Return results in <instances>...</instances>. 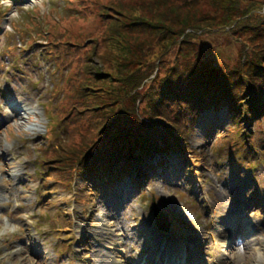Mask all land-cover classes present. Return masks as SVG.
Here are the masks:
<instances>
[{
	"label": "rangeland",
	"instance_id": "374dc122",
	"mask_svg": "<svg viewBox=\"0 0 264 264\" xmlns=\"http://www.w3.org/2000/svg\"><path fill=\"white\" fill-rule=\"evenodd\" d=\"M151 1L159 2L157 6H178L180 11V6H197L200 12L196 11L195 17H204L206 24L201 23L199 30H190L194 34L188 41L183 39L188 31L179 36L180 27L165 17H161L160 23L169 20L166 23L169 26H159L156 31L154 22L158 14ZM169 1L36 0L46 6L42 14L32 10L33 0H13V8L20 10V17L13 33L0 27V95L14 106L20 105L18 96L29 103L39 101L47 117L46 131L25 142L31 145L27 149L31 159L23 164H10L13 158L5 154L7 160H3L20 173V180L12 188L24 197V206L17 208L16 213L28 212L33 221L21 220L23 236L14 242L22 246L15 254L22 258L20 264H100L97 258L109 259V264H120L125 248L131 251L129 248L133 245L136 247L131 251L133 263H149L148 258L141 256L144 251L152 252L153 248L132 230L135 226H142L140 234L143 232L153 245L157 243L159 253L168 250V241L174 245L175 240L182 241L185 236L189 239L185 243L194 255L193 262L187 264H230L233 245L221 249V240L213 239L218 230L221 234L222 230L230 233L235 226L239 232L237 241L242 240L244 234L250 238L264 231V206L261 207L264 205L261 180L264 116L253 121L242 120L243 117L239 123L248 148L252 135L251 143L259 142L263 146L245 159L235 147L233 134L239 132L238 127L234 125L230 109L222 106L218 110L205 109L193 121V126L184 128L186 137H183L185 144L181 152L163 156H157L158 153L148 159L144 164L147 176L143 178L133 171L126 173L120 182L109 181L107 177L95 181L85 175L81 177L80 172L72 168L71 152L75 144L66 147L68 153H61L62 156L67 153L68 161L60 166L56 164V170L52 160L41 163L40 153L43 160L48 158L44 150L52 140L66 138L58 122L67 96L63 86L73 73L81 74L80 78L76 74V82L81 85L87 82L93 88L88 93L86 110L90 123L83 117L84 113H74L71 121L80 125L85 133L87 129L93 133L103 129L105 103L118 98L113 91L120 93L125 89V76L134 71L143 72L145 79L128 98H119L116 102L129 106L131 98L139 97L137 94L152 92L158 98H175L177 93L171 91L193 87L191 64L198 62L199 67L202 61L207 67H213V71L219 70L215 71L217 73L231 72L237 76L249 75L255 65L256 70L250 73L254 77L260 72L261 79L254 77L253 86L264 81V2L260 6H226L221 14L211 6V0H185L177 4ZM137 2H147V6H137ZM238 9L241 12L234 13ZM136 18L149 24L134 25ZM5 19L11 22L9 13L0 11V21ZM46 40L59 41V51L70 53L67 57L61 55V62L70 63L74 57L83 56L84 59L77 61L78 70L64 69L53 54L46 55ZM65 42L74 43L70 48H76L73 49L75 54L67 50L69 44ZM127 44L125 48L129 52L124 48ZM137 47L145 52L133 53ZM95 71L100 75L96 76ZM231 80L221 82L235 87L238 92L246 88V83L239 86ZM110 92L112 97L109 98L107 93ZM70 94H73L72 89ZM135 104L138 110L147 108L141 99H136ZM19 109L23 111L24 106ZM52 112L56 116H52ZM2 123L4 120L0 118ZM49 129L52 134L47 138ZM74 130L70 131L67 143L68 140L72 143ZM25 143L17 149L18 155L25 151ZM248 162L251 164L247 165ZM152 199L167 218V232L155 225L150 208ZM108 201L111 204L105 206L103 202ZM226 206H229L228 212L219 229L216 224L221 218L220 210ZM254 211L258 213L255 219L251 216ZM113 222L127 232L124 239L121 232L112 233L113 229L106 226ZM149 227H153L154 232L146 230ZM85 237H90V252H85ZM191 237L201 242L197 248L192 247ZM120 242L125 247L116 245ZM220 250H224V254Z\"/></svg>",
	"mask_w": 264,
	"mask_h": 264
},
{
	"label": "trees",
	"instance_id": "16d2710c",
	"mask_svg": "<svg viewBox=\"0 0 264 264\" xmlns=\"http://www.w3.org/2000/svg\"><path fill=\"white\" fill-rule=\"evenodd\" d=\"M169 2L177 4L179 2L185 3V0H170ZM262 2L264 0H211V6H214L216 11H220L222 14L223 11L221 10L226 6L237 7L242 6V4H245V6H260L259 4H262ZM150 4L156 7L155 9L158 14V21L155 19L154 22L156 31L159 26H169L166 23H169L171 19L180 27L179 36L184 35L186 30L188 31L184 35L186 37H183V39L188 41L190 38H193L192 34H194L190 33V30H199L202 27L200 25L201 23L204 26L206 24L203 15H201L203 18L195 17L197 15L196 11L200 12L197 6H180V11L176 8L178 6H157L155 4L160 3H154V1H151ZM137 6H147V2L143 4L137 2ZM238 12H241V9H238L234 13ZM161 17L169 20L166 23H160L162 21ZM138 24L144 25L149 23L141 18H136L134 25ZM237 26L242 27L239 23H237ZM67 43L69 44L67 50H72V53L75 54L73 49L76 50V48H70V44L74 43L65 42L64 44ZM58 45L59 41L55 42L51 40L45 42L46 55L48 53L49 55L53 54L59 62V65L64 69L72 68L74 71L78 70L77 61L84 59V57L81 55L76 56L70 63L61 62V55L67 57L70 53L64 50L59 51ZM127 46L128 44L124 48ZM135 50L136 52L133 53L145 52L141 47H137ZM125 51L129 52L127 48H125ZM128 55L129 53L125 57ZM140 63H142V60ZM198 64V62L195 64L192 63L190 68V71L193 72V76L190 75V81H194L193 89L186 90L180 88L178 91H171L177 93L174 94L175 98H158L154 92L150 95H146L147 93L143 95L137 94L139 97L131 98L132 102H130L129 106L123 102L116 101L119 98H128L133 90L139 88L145 76L140 71H134L126 75L124 81L126 88H122L120 93L113 91V95L118 98L110 99L111 102L105 103L103 129L97 133L91 132L90 129H87L85 133L80 125L75 123L71 124V121L74 120L72 119L74 113H84L83 117H87L90 123V118L86 110H88L87 107L89 105L87 103L89 99L88 93L93 89L88 86L89 84L87 82L84 85L76 82V74L79 75V78L81 74L80 72L73 73L70 78L68 77L66 79L63 86L67 96L62 102V121L59 120L60 127L63 133L66 134V138H55L54 143L51 144V148L44 151L47 153L48 158L42 160V164H47L49 160H52V165H55L54 169L56 170V164L59 165L60 163H66L68 161L65 155L68 153L69 148L66 147L75 144L72 146L71 152L74 157L72 168H74V172L79 171L81 177L85 175L89 179H102V177L109 176L117 178L124 176L126 173L132 171L133 168L141 166L140 169L144 173L145 162L155 154L162 152L172 154L181 152L185 144L183 137H186L184 128L190 126L205 109L213 108L218 110L222 106H227L230 109L231 117L234 118V125L238 127L239 132H234L233 136L235 137V147L239 151L240 156L244 159L249 158L251 154H255V152L263 149V146L259 142L255 144L251 143L253 135L249 136L248 148L246 139L242 135L243 131H241L239 125L243 117L244 119L242 120L253 121L264 116V81L261 84H257V87L253 86L254 82H252V79L255 80L254 77L261 79V74L257 72L252 77L250 73L251 70H256V66L250 63L253 66L248 72L249 75L237 76L236 73L233 74L231 72L220 71L217 73L215 71L219 70L213 71V67L212 69L207 67L208 65L203 61L199 67ZM95 72L96 76L100 75L97 71ZM188 79L187 77V82L189 81ZM229 79H233L231 82H236L239 86L241 83H246V88L244 90L239 89L238 92L235 87L229 84L223 85L224 83L221 82ZM83 80L85 81L84 78ZM71 89L73 94H70ZM107 94L109 98L112 97V92ZM136 99H141V101L145 102L147 108L138 110L135 104ZM83 120L85 122V119ZM81 124L84 123L81 122ZM72 128L75 130L73 141L70 144L69 140L67 143V137H71L70 131ZM171 131L175 135L172 136ZM89 135H91V138ZM246 149L248 150L246 151ZM65 152L67 153L62 156L61 153ZM68 173H63V175L65 174L68 177Z\"/></svg>",
	"mask_w": 264,
	"mask_h": 264
},
{
	"label": "clouds",
	"instance_id": "9594fccd",
	"mask_svg": "<svg viewBox=\"0 0 264 264\" xmlns=\"http://www.w3.org/2000/svg\"><path fill=\"white\" fill-rule=\"evenodd\" d=\"M33 2L35 7L32 10H39L42 14L46 12L43 3H36V0ZM0 11L9 13L11 20V22L7 19L0 21V27L13 33L20 17V10L13 8V0H0ZM18 99L23 102L22 97L18 96ZM0 118L4 120V123L0 124V157L8 154L13 158L10 164H23L32 158L27 151L31 145L25 142L46 131L47 117L40 108L39 101L25 103L24 110L17 115L12 106L0 95ZM21 143H25V151L18 155L17 149ZM17 175L19 174L0 159V190L7 189L0 191V264H20L22 258L15 254L22 246L14 242L23 236L24 224L21 220L33 223L28 212L23 215L16 213L17 208L24 206V197L12 188L16 183L12 177ZM251 216L255 219L258 213L254 211ZM222 232L226 246L228 233L224 230ZM230 256L232 264H264V231L247 240L235 242Z\"/></svg>",
	"mask_w": 264,
	"mask_h": 264
},
{
	"label": "bare ground",
	"instance_id": "6f19581e",
	"mask_svg": "<svg viewBox=\"0 0 264 264\" xmlns=\"http://www.w3.org/2000/svg\"><path fill=\"white\" fill-rule=\"evenodd\" d=\"M22 98H23V102H21V100L18 99L20 101V105L18 104L19 106H24L25 103H29V102H27V99L26 98H24V97H22ZM11 106H12V108L14 107L13 108L14 112L17 115H19V113H20L19 106H16V105L15 106L14 105H11ZM0 159H2V160L5 161V160H7V156L4 155V156L0 157ZM13 171L16 172V173L19 172L15 168L13 169ZM18 174L19 175L15 176V177H12V179L15 180V181H17V182L20 180V173H18ZM261 180L264 183V173H263V176H262ZM263 196H264V193H263ZM103 203H104L105 206H107V203L111 204V202H109V201L108 202H103ZM94 206H96V205H94ZM94 206H92V207H94ZM263 206L264 205L261 204L262 209H263ZM261 207H260V210H261ZM228 208H229V206H226V207H224V208H222L220 210L221 218H220L219 222L216 224V226L219 229H220V227L222 225L223 218L227 215ZM141 223H143V222H141ZM106 226L108 228L113 229L112 230V233H114V232H121L123 239L127 235L126 234L127 232H125L121 227H119V225L116 222H113L111 224L109 223ZM140 228H142V226H135L132 230H134L135 233L138 234L139 237L142 236V238L145 241V243H147L148 245H150L153 248L151 250L152 252H146V251H144L142 253V256L141 257H143V258L146 257V258L149 259V261H153V260L156 259V256L157 257L159 256L158 255V253H159L158 244L154 242V245H153V243L143 234V232L141 233L142 234L141 235L140 234ZM146 230H148L150 232H154L155 229L153 227H149V229H146ZM112 233L110 232L109 234L113 236ZM238 235H239L238 229L235 228V226H234L232 228L231 232L228 234V237L230 238V243H232L231 245H234V243L237 242V236ZM222 236L224 237L223 233L221 234L220 231L218 230L214 234L213 239H214L215 242H217V241H219L221 239ZM243 236L244 237H243L242 240H247L249 238L246 234H244ZM85 238L87 240L86 241L85 252H90V250L92 249L91 245L88 242V239L90 237H85ZM191 240H192V243H193V245H192L193 248H197L198 247L197 244H201V242H198L196 240V238H194V237H191ZM224 240H225V238H224ZM233 240H234V243H233ZM160 241H161V239L158 240V242H160ZM172 244L173 243L171 241H168L167 242V245L169 246V248H174V249H169V250L165 251L163 253V255H161L159 257V260L158 261L163 262V264H187L188 262H190V263L193 262L192 258H193L194 255H193V253H191L192 250L189 249V247H186L187 246V243H183V245L182 244H179V243H176V244H174V246ZM116 245L125 247V246H123V242L117 243ZM223 246H224V243L222 242V247ZM129 249H131V251H134V250H136V247H135V245H133ZM131 251H128L125 248L124 256H123V262L120 263V264H134L133 261H132L133 258H132V255H131ZM202 251H204V249H202ZM122 255H123V252H122ZM166 255L168 257H166ZM179 256H180V258H179ZM96 260H97L96 262H99L100 264H109V259L104 260V259H98L97 258ZM231 263H232V261L230 262V264ZM86 264H91V263H86ZM153 264H156V262H154Z\"/></svg>",
	"mask_w": 264,
	"mask_h": 264
},
{
	"label": "water",
	"instance_id": "95a60500",
	"mask_svg": "<svg viewBox=\"0 0 264 264\" xmlns=\"http://www.w3.org/2000/svg\"><path fill=\"white\" fill-rule=\"evenodd\" d=\"M152 209H153V213H154V215H155V217H156V219H157V218H158V212H157V210H156V208H155L154 205H153ZM157 221H158V224L160 225V222H159L158 219H157Z\"/></svg>",
	"mask_w": 264,
	"mask_h": 264
}]
</instances>
